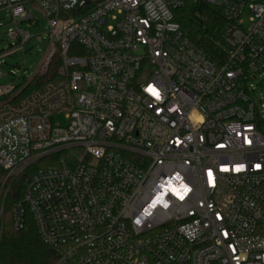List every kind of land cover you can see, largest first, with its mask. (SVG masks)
<instances>
[{"label":"built area","instance_id":"built-area-1","mask_svg":"<svg viewBox=\"0 0 264 264\" xmlns=\"http://www.w3.org/2000/svg\"><path fill=\"white\" fill-rule=\"evenodd\" d=\"M201 1L221 60L175 19ZM34 9L48 78L0 85V239L8 214L53 264H264V0H0V58Z\"/></svg>","mask_w":264,"mask_h":264},{"label":"trees","instance_id":"trees-1","mask_svg":"<svg viewBox=\"0 0 264 264\" xmlns=\"http://www.w3.org/2000/svg\"><path fill=\"white\" fill-rule=\"evenodd\" d=\"M174 16L188 38L209 58L222 59V32L227 21L219 7L201 1L178 8ZM32 86L28 84L23 92ZM53 261L54 253L42 242L30 217L22 229L14 230L8 214L5 215L0 264H53Z\"/></svg>","mask_w":264,"mask_h":264},{"label":"rangeland","instance_id":"rangeland-1","mask_svg":"<svg viewBox=\"0 0 264 264\" xmlns=\"http://www.w3.org/2000/svg\"><path fill=\"white\" fill-rule=\"evenodd\" d=\"M8 11H0V51L8 44L5 37V31L11 26ZM34 20L19 23L20 26L25 27L30 31L31 35H41V39L38 41L36 37L29 39L23 45V49L15 52L10 56H4L0 58V68L3 72L9 74L11 71L24 70L25 80L29 79L35 74V80L38 83H42L47 80L48 76L40 77L37 72L39 65L47 51L49 39L46 35V25L42 18L41 13L37 10H33ZM13 81V78L9 75L0 78V85L7 86ZM264 96V89H262V95ZM54 121L62 124L66 122L63 114L55 115ZM66 153H72V151H65ZM32 168V167H31Z\"/></svg>","mask_w":264,"mask_h":264}]
</instances>
